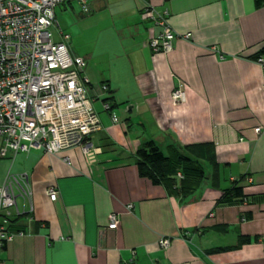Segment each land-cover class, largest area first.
<instances>
[{
    "label": "crops",
    "instance_id": "1",
    "mask_svg": "<svg viewBox=\"0 0 264 264\" xmlns=\"http://www.w3.org/2000/svg\"><path fill=\"white\" fill-rule=\"evenodd\" d=\"M89 1V15L76 1L59 4L55 28L86 60L92 94L108 86L93 99L98 153L94 161L81 147L0 155V185L28 174L31 189L17 198L19 213L2 219L14 237L0 264H264V55L252 57L264 47V3L147 0L169 11L178 34L171 52L154 53L149 41L160 27L143 13L145 0ZM179 84L185 99L175 104ZM149 141L164 151L210 143L216 160L203 161L206 176L192 192L172 194L139 173L136 152ZM235 182L242 194L225 200ZM112 212L116 229L108 228ZM243 236L251 241L209 252Z\"/></svg>",
    "mask_w": 264,
    "mask_h": 264
},
{
    "label": "built area",
    "instance_id": "2",
    "mask_svg": "<svg viewBox=\"0 0 264 264\" xmlns=\"http://www.w3.org/2000/svg\"><path fill=\"white\" fill-rule=\"evenodd\" d=\"M70 0H0V155L9 151L29 152L40 149L58 153L72 147H81L94 161L98 149L91 141L101 129V119L93 106L95 96L108 90L99 86L98 95L92 94L89 78L84 74L86 60L73 53L70 35L62 33V40L54 38L57 26L56 7ZM76 1L83 14L92 13L89 0ZM146 17L160 27L150 47L154 53H169L178 34L169 22V11L159 9L145 0L142 8ZM184 37H191L190 33ZM223 58L224 56L221 55ZM185 99L183 84L172 93L173 103ZM113 122L119 117L112 103L105 101ZM260 132L261 127L255 129ZM179 177H183L178 172ZM47 193L57 200L59 190L50 186ZM31 195L28 174H8L0 185V251L14 234L2 223L6 215L16 209L19 196ZM133 203L128 204V209ZM119 215L112 212L108 228L116 229ZM171 243L169 237L160 240L162 247Z\"/></svg>",
    "mask_w": 264,
    "mask_h": 264
},
{
    "label": "trees",
    "instance_id": "3",
    "mask_svg": "<svg viewBox=\"0 0 264 264\" xmlns=\"http://www.w3.org/2000/svg\"><path fill=\"white\" fill-rule=\"evenodd\" d=\"M257 7L263 5L264 0H255ZM264 55L262 47L252 57L259 59ZM137 166L139 173L143 177L150 178L155 184H163L172 194L190 193L195 186L192 182H198L206 176L204 160L213 161L215 153L212 144H192L181 147L178 144H170L166 151L162 150L154 141H149L139 148L136 152ZM216 164V161H215ZM181 171L183 179L180 186H177V173ZM241 187L235 185L226 191L224 199L240 196ZM251 241V237L243 236L238 244L233 246L216 247L209 252H223L236 249Z\"/></svg>",
    "mask_w": 264,
    "mask_h": 264
},
{
    "label": "rangeland",
    "instance_id": "4",
    "mask_svg": "<svg viewBox=\"0 0 264 264\" xmlns=\"http://www.w3.org/2000/svg\"><path fill=\"white\" fill-rule=\"evenodd\" d=\"M52 31L54 33V38L55 39L60 37L59 34L57 33L58 30L55 27L52 28Z\"/></svg>",
    "mask_w": 264,
    "mask_h": 264
}]
</instances>
